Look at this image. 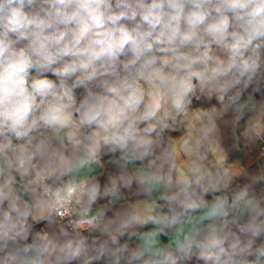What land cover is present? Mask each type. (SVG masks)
<instances>
[{"label":"clouds","instance_id":"1","mask_svg":"<svg viewBox=\"0 0 264 264\" xmlns=\"http://www.w3.org/2000/svg\"><path fill=\"white\" fill-rule=\"evenodd\" d=\"M0 264H264V0H0Z\"/></svg>","mask_w":264,"mask_h":264},{"label":"crops","instance_id":"2","mask_svg":"<svg viewBox=\"0 0 264 264\" xmlns=\"http://www.w3.org/2000/svg\"><path fill=\"white\" fill-rule=\"evenodd\" d=\"M224 144H225V147H228V146H230L231 141L225 139ZM98 171H99V170H98Z\"/></svg>","mask_w":264,"mask_h":264}]
</instances>
